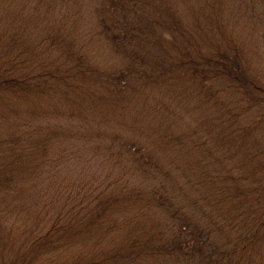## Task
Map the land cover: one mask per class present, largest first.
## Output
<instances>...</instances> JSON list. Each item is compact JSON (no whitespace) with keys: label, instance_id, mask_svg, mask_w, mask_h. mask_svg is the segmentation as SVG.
Returning a JSON list of instances; mask_svg holds the SVG:
<instances>
[{"label":"trees","instance_id":"trees-1","mask_svg":"<svg viewBox=\"0 0 264 264\" xmlns=\"http://www.w3.org/2000/svg\"><path fill=\"white\" fill-rule=\"evenodd\" d=\"M260 1L0 0V264H264Z\"/></svg>","mask_w":264,"mask_h":264},{"label":"rangeland","instance_id":"rangeland-1","mask_svg":"<svg viewBox=\"0 0 264 264\" xmlns=\"http://www.w3.org/2000/svg\"><path fill=\"white\" fill-rule=\"evenodd\" d=\"M257 6L260 9L264 10V1H260L257 4ZM243 7L249 10L250 9L249 2L246 1V3L243 4ZM258 7L257 9L256 8L253 9L254 12H248V13L246 12L248 17L243 18V20L236 26L235 33L240 32L241 34L237 33V35L239 37L244 36L245 40L247 41L246 42L247 45L251 47V49H253V52L256 55H259L260 57V54H264V32H261L264 30V25H263L264 17L261 16L259 12L263 13L264 11L260 10ZM261 59L264 61V57L261 56ZM107 60L109 61V59H106V62ZM151 100L152 99L148 100L146 105L140 104L139 107L141 108L136 109V111H134L132 114L131 113L128 114V116H132V118H135L136 116L140 115V117L136 120L139 125L133 121L128 122V124L132 126L131 128H128L129 131L138 133V132H141V130H147L146 133L148 134L151 133L148 137L143 138L145 142L152 141L151 138L153 137L155 139V137L158 136L159 133H161V129L163 132L168 129L165 123L159 122L158 115L155 113V111L151 110V105H150ZM154 145H156V143H154ZM118 173H119V170H118ZM157 177L163 179L164 176L159 174L157 175ZM133 180L135 179L132 178L131 183H133ZM135 181L139 182L140 180H135ZM156 181L160 183V179ZM182 183L190 191L185 196L183 193L184 191L180 189L182 191L181 195H184L185 197H189L191 194L196 192L194 187L189 186V184H184L183 180H182ZM177 185L178 184H175V187Z\"/></svg>","mask_w":264,"mask_h":264}]
</instances>
